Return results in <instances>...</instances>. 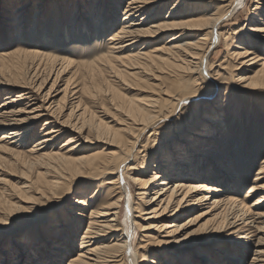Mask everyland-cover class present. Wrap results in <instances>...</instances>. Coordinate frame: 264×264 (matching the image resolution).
<instances>
[{"label":"bare ground","instance_id":"bare-ground-1","mask_svg":"<svg viewBox=\"0 0 264 264\" xmlns=\"http://www.w3.org/2000/svg\"><path fill=\"white\" fill-rule=\"evenodd\" d=\"M171 1L127 0L123 7V0H96L98 9L82 14V25L64 26L66 40L84 41L83 49L103 44L104 52L91 61L31 49L0 52V92H5L0 163L5 157L20 158L18 149L36 139V128L45 121L42 138L28 153L34 164L53 161L58 171L41 198L64 204L66 180L72 177L86 190L74 201L68 221L56 218L54 236L44 231L46 241L37 245L29 264H172L168 255L173 250H180L174 255L179 264H195L185 263L181 253L209 244L214 247L206 249L207 264H223L225 254L231 264H264V164L240 199L230 192L238 191V175L224 161L227 153L220 151L231 133L227 119L229 106H238L236 92L264 89V57L256 50L264 45V19L258 17L264 16V0H253L252 12L245 11L249 38L240 44L232 40L243 29L227 26L237 19L244 0H175L170 8ZM26 8L23 4L18 11ZM224 45L225 58L236 61V75L227 72L225 60L211 65ZM104 79L108 87L98 84L100 94L111 95L110 102L124 117L116 127L90 109L89 99L95 96L91 84ZM220 87L224 91L211 102ZM121 88L138 94L129 98ZM196 105L203 112L198 127L186 118L189 112L194 117ZM169 124L172 140L162 132ZM64 137L60 150H52ZM180 142L184 145H175ZM83 143L101 148L84 154ZM30 187L25 185L24 194ZM254 195L260 196L253 200ZM38 210L36 204L10 209L3 219L9 223L0 224L1 237H11L5 229L13 226L16 215L38 222ZM206 217H223L207 240L202 238L207 223L201 224ZM26 237L13 238L0 264H26ZM224 243L237 252L234 259Z\"/></svg>","mask_w":264,"mask_h":264},{"label":"rangeland","instance_id":"rangeland-1","mask_svg":"<svg viewBox=\"0 0 264 264\" xmlns=\"http://www.w3.org/2000/svg\"><path fill=\"white\" fill-rule=\"evenodd\" d=\"M174 2L175 0L169 3L170 8L174 5ZM79 3L81 5H79ZM121 3L122 6L125 7L127 0H123ZM23 4L26 5L27 8L24 11L19 12L18 8ZM253 5V0H244L237 14V19L230 22L229 26H227V29L233 28L235 31L243 29L240 34L236 36L233 35L235 38L232 42L240 44L243 39L246 40L249 38V34L246 32V27L249 24L250 19L245 11L249 9V11L252 12V9L254 8ZM95 9H98V6H96V0H28L27 2L22 0H0V52H24V50L25 52H28L31 49L30 51L39 50L43 54L58 56L74 61H91L92 58L99 56L102 52H104L103 44H101V42H93L91 43V46L83 49V44L85 43L84 41L74 39L70 41L66 40L64 26H67L66 23L74 25L78 22L82 25V14ZM18 13L20 15H18ZM261 14L264 15V12ZM258 17L264 19V16L262 15ZM256 50L260 56L264 57V45L257 46ZM226 52H228V50L224 45L219 49V54H217V52L215 53L213 60H211V65L215 67L225 60V63L223 64L227 65L229 63V69L227 72L230 73V75H236V61L228 59L227 57L225 58V55L227 54ZM219 73L223 74L224 71H219ZM98 84L101 85L102 88L104 87L103 89L105 90L108 87V83L105 79L99 80L96 86L91 84V88H93L92 92L95 96L89 99L90 109L92 110L90 111L96 112L98 115L97 117L100 116V119H103L104 122L108 124L110 123V126L116 127L118 126V123H124L123 114L116 111L115 106L112 105V101L110 102L111 95H101L98 90ZM121 90L129 98L133 96L135 97L138 94L136 91L128 92L127 90H123V88H121ZM210 90L211 88L208 89V91ZM223 91L224 88L222 89V87H220L213 95L211 102L212 100H216ZM4 93L5 92H0V105L3 103ZM235 97L238 106H235V108L232 107V105L229 106L231 110L228 112L227 119L228 125H231V133L227 136L228 139L226 140L225 148H220V151L227 153V159H224V161L232 164L233 170H235L238 175L235 177V180L240 182L239 185L238 183L235 184L238 191L230 192L231 194L236 195V197L242 199L249 191V188H251L260 166L264 164V89L258 90L253 94L247 93L246 95L242 94V92H236ZM211 102H208L207 104ZM196 106L197 109L194 112V117H192L193 113L189 112L186 114V118H193L190 119L192 120L191 122L187 123H192L198 127L201 122L203 112L201 111L202 109H200L201 105ZM203 107L206 108V105ZM68 113L69 112L65 114ZM186 118L184 119L185 121ZM44 123L45 121L41 122V124L36 128V139H31L28 143L23 144V148L18 149V151L23 154L20 158L14 159L11 157H5L6 160H4L3 163H0V220L6 218L10 209L14 208L18 210V208L21 207L30 208L35 204L39 207V210L35 213L37 215L36 217L38 222L33 223L34 217H30L29 215H16L17 217L13 219V226H7L5 229V231L11 232V237H1L0 234V258L4 256L6 249L12 247L13 238L21 240L27 235L25 243L30 247L25 256L27 259L26 264L33 261V253L36 251L37 245L42 247L44 241H46L45 239L47 236L44 234V231L50 235L54 234L51 229L56 218L60 217L63 222L68 221V218L70 217L69 211L74 209V206H72L75 204L74 201L80 198L86 191L83 187V182H77L74 180L75 178L72 177L66 180L65 188L67 190L66 192L68 194V198L64 204H61L60 206L59 202H47L46 199L41 198L44 186L52 179L55 172L58 171L57 167L52 164L53 161L45 159L38 164H34L31 160L32 157H30L28 153V151L33 149L35 142L42 138L40 129ZM173 128V124H169L167 127H164L162 132L166 135L169 134L165 138H169L171 140L174 139V135H172ZM4 133L5 131H1L0 137L4 135ZM181 136L187 137L188 134L183 132ZM67 137L57 141L51 149L55 152L60 150ZM91 138L93 139L94 136L91 135ZM93 144L90 146L89 144L83 143L84 154L98 150V147L101 146L99 144L97 145V143ZM179 144L180 145H175H184L182 142ZM166 147L172 148L170 144H167ZM86 148H89V150H86ZM152 149H154V147H152ZM212 149L209 148L208 150L213 151ZM155 151H159V149L156 147ZM75 156L78 157L81 156V154H77ZM210 156H212V154ZM254 162L255 165L257 164L256 166L253 165ZM214 181L220 180L215 178ZM26 184L31 186V189L27 192V194H24V187ZM134 194L136 196L137 192H134ZM259 196L260 195H254L253 200L258 199ZM222 218L223 217L214 219L212 217H206L202 220L201 224L207 223L208 229V233L202 236L203 239L207 240L212 236L213 230L216 226L221 224ZM185 219L187 218L185 217L184 220ZM62 224L63 223L61 222V226ZM1 229L2 227L0 225V232ZM17 229L21 230L12 234V231ZM85 229L86 227L83 226L81 227V230H79V234L77 236V243L79 245ZM134 234L133 239L138 242L140 233L136 227ZM30 236H32L33 239H31ZM199 238L200 237H197L195 239ZM211 247H214L213 244H209L208 246H203L198 249H189L188 252L186 251L187 255L181 253V256H184L183 259L185 260V263L188 262V260H191L194 261L195 264H207L204 259L208 258L209 255H205V253L207 251L206 249L209 248L208 250H210ZM223 247L229 251L231 259H234L237 252H234L232 248H230L233 246L229 243H224ZM74 251H78V245L75 247ZM177 251L180 250L171 251L168 255L169 258L167 257L169 262L172 264H179L182 262L181 260H177L174 256ZM10 253L14 254L13 248L10 250ZM223 258L225 260L223 264H231L227 254H225ZM9 263L12 264V260Z\"/></svg>","mask_w":264,"mask_h":264},{"label":"snow or ice","instance_id":"snow-or-ice-1","mask_svg":"<svg viewBox=\"0 0 264 264\" xmlns=\"http://www.w3.org/2000/svg\"><path fill=\"white\" fill-rule=\"evenodd\" d=\"M7 223H9L8 220H0V224H7Z\"/></svg>","mask_w":264,"mask_h":264}]
</instances>
